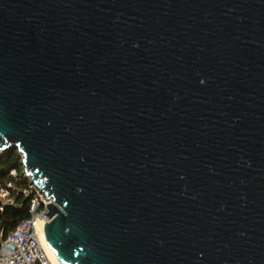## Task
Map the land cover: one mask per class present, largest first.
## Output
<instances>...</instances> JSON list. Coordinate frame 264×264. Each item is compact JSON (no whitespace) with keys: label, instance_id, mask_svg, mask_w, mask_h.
<instances>
[{"label":"water","instance_id":"95a60500","mask_svg":"<svg viewBox=\"0 0 264 264\" xmlns=\"http://www.w3.org/2000/svg\"><path fill=\"white\" fill-rule=\"evenodd\" d=\"M9 147L62 264H264V0H0Z\"/></svg>","mask_w":264,"mask_h":264},{"label":"built area","instance_id":"2783aa9c","mask_svg":"<svg viewBox=\"0 0 264 264\" xmlns=\"http://www.w3.org/2000/svg\"><path fill=\"white\" fill-rule=\"evenodd\" d=\"M52 200L40 191L24 168L10 169L9 177L0 183V213L7 205H27L30 214L5 235L0 229V264H54L44 247L39 228V222L51 219L46 211Z\"/></svg>","mask_w":264,"mask_h":264},{"label":"trees","instance_id":"16d2710c","mask_svg":"<svg viewBox=\"0 0 264 264\" xmlns=\"http://www.w3.org/2000/svg\"><path fill=\"white\" fill-rule=\"evenodd\" d=\"M22 155L17 147H9L0 152V183L9 177L10 169L17 167L22 169ZM30 214L28 206L7 205L4 211L0 213L2 224L0 229H3L4 235L12 229L16 223Z\"/></svg>","mask_w":264,"mask_h":264},{"label":"bare ground","instance_id":"6f19581e","mask_svg":"<svg viewBox=\"0 0 264 264\" xmlns=\"http://www.w3.org/2000/svg\"><path fill=\"white\" fill-rule=\"evenodd\" d=\"M39 228H40V234H41V237H42V241H43V244H44V247L50 257V259L53 261L54 264H62L58 257L56 256L55 252L53 251L52 247L49 245L46 237H45V234H44V221H41L39 222Z\"/></svg>","mask_w":264,"mask_h":264},{"label":"rangeland","instance_id":"374dc122","mask_svg":"<svg viewBox=\"0 0 264 264\" xmlns=\"http://www.w3.org/2000/svg\"><path fill=\"white\" fill-rule=\"evenodd\" d=\"M20 166H21L22 168H24V165H23V163H21V164H20Z\"/></svg>","mask_w":264,"mask_h":264}]
</instances>
